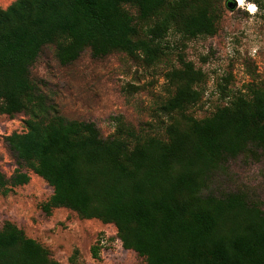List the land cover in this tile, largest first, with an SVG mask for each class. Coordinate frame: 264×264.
Listing matches in <instances>:
<instances>
[{
	"label": "trees",
	"instance_id": "16d2710c",
	"mask_svg": "<svg viewBox=\"0 0 264 264\" xmlns=\"http://www.w3.org/2000/svg\"><path fill=\"white\" fill-rule=\"evenodd\" d=\"M221 3L15 0L0 8V116H27L26 132L12 133L5 143L20 167L53 188L43 205L46 213L67 208L83 219L114 225L123 248L146 264H264L262 208L241 192H210L216 172L229 159L251 147L264 151V88L252 84L247 93L198 119L188 109L201 101L205 75L182 59L167 75L175 91L162 110L179 118L167 125L164 138L123 121L103 138L94 122L63 117L32 78L49 45L61 65L86 50L93 58L124 52L155 63L171 30L186 39L216 34ZM29 181L20 168L10 177L0 171V193ZM91 251L98 258L100 246ZM0 264L63 263L5 221ZM70 264H79L75 256Z\"/></svg>",
	"mask_w": 264,
	"mask_h": 264
},
{
	"label": "rangeland",
	"instance_id": "374dc122",
	"mask_svg": "<svg viewBox=\"0 0 264 264\" xmlns=\"http://www.w3.org/2000/svg\"><path fill=\"white\" fill-rule=\"evenodd\" d=\"M241 1L238 6L235 0H222L213 36L186 39L171 30L160 42L162 54L155 63L124 52L93 58L86 50L75 62L61 65L55 47L49 45L33 66L32 78L63 117L94 122L103 138L116 132L119 121L164 138L167 125L179 118L162 110L175 91L167 75L181 67L182 59L205 75L201 101L188 109L198 119L247 93L252 84L264 88V0ZM26 119L24 114L0 116V171L10 177L20 168L30 176L29 183L7 195L0 193V229L5 221L15 223L63 264H70L74 256L79 264H146L136 252L123 248L114 225L83 219L67 208L44 211L53 188L32 170L20 167L5 143L12 133L26 132ZM210 192L218 196L241 192L264 211V151L251 147L229 159L216 172ZM96 244L98 258L91 251Z\"/></svg>",
	"mask_w": 264,
	"mask_h": 264
},
{
	"label": "crops",
	"instance_id": "0c3cea01",
	"mask_svg": "<svg viewBox=\"0 0 264 264\" xmlns=\"http://www.w3.org/2000/svg\"><path fill=\"white\" fill-rule=\"evenodd\" d=\"M15 0H0V8H7Z\"/></svg>",
	"mask_w": 264,
	"mask_h": 264
},
{
	"label": "bare ground",
	"instance_id": "6f19581e",
	"mask_svg": "<svg viewBox=\"0 0 264 264\" xmlns=\"http://www.w3.org/2000/svg\"><path fill=\"white\" fill-rule=\"evenodd\" d=\"M236 1V3L238 4V6H242L243 5V3H242V1L241 0H235ZM251 10V9H250Z\"/></svg>",
	"mask_w": 264,
	"mask_h": 264
},
{
	"label": "water",
	"instance_id": "95a60500",
	"mask_svg": "<svg viewBox=\"0 0 264 264\" xmlns=\"http://www.w3.org/2000/svg\"><path fill=\"white\" fill-rule=\"evenodd\" d=\"M234 7H235V6H234ZM234 7H233V8H234ZM233 8H231V9H233Z\"/></svg>",
	"mask_w": 264,
	"mask_h": 264
}]
</instances>
